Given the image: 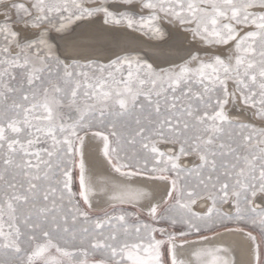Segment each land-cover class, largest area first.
<instances>
[{
    "label": "snow or ice",
    "instance_id": "1",
    "mask_svg": "<svg viewBox=\"0 0 264 264\" xmlns=\"http://www.w3.org/2000/svg\"><path fill=\"white\" fill-rule=\"evenodd\" d=\"M78 22L186 44L62 58ZM221 229L264 264V0H0V264H237Z\"/></svg>",
    "mask_w": 264,
    "mask_h": 264
},
{
    "label": "bare ground",
    "instance_id": "2",
    "mask_svg": "<svg viewBox=\"0 0 264 264\" xmlns=\"http://www.w3.org/2000/svg\"><path fill=\"white\" fill-rule=\"evenodd\" d=\"M172 29L176 31V33L173 36L171 43L169 45H164L160 41L151 40L148 37L139 36L137 34H109L102 30L98 25H92L84 28L83 31L73 39L74 41L71 38V41H61V45L58 46V49L59 52L61 51L63 54H65V57L76 58L81 61L89 60L95 55L96 58L98 57L103 60L105 58H111L114 56V54L125 50L147 51L157 56V61L161 62L167 57L178 58L175 55L176 51L183 48L186 44L184 36H182L176 29ZM75 30L76 29H74L73 32ZM75 41H77L78 45L75 44ZM242 117L246 118L245 116ZM85 155L86 162L92 169L94 176H108L109 169L107 168L102 157L101 143L99 140H88L86 143ZM155 187L157 189L158 195H162L165 186L156 185ZM105 206L106 205L103 203V201H99L95 205L94 209L98 210L96 211L97 213H102V209H104ZM211 242L213 244L229 247L232 251V254L236 257L237 264H250V242L245 234L222 230L219 232V235H216L212 239ZM185 254H187V251Z\"/></svg>",
    "mask_w": 264,
    "mask_h": 264
},
{
    "label": "rangeland",
    "instance_id": "3",
    "mask_svg": "<svg viewBox=\"0 0 264 264\" xmlns=\"http://www.w3.org/2000/svg\"><path fill=\"white\" fill-rule=\"evenodd\" d=\"M80 25V26H79ZM83 25V26H82ZM79 26V27H78ZM89 26H92L90 24H86V23H82V22H78L77 25H73L72 26V29L69 30V32H67L66 34H55V33H52L51 34V39H52V42H54L56 45H57V52L59 55H61V57H65V54H63L61 51V53L59 52V49H58V46L61 45V41L65 42V41H71V39L73 40L75 37H77V35L79 33H81L83 31L84 28H87ZM77 27H78V30H77ZM166 27V30L168 32V36H167V39L166 41L162 42V44L164 45H169L171 43V40L173 38V36L175 35L176 31H174L171 27H168L167 25L165 26ZM80 28V29H79ZM76 29L74 32L73 30ZM60 36H63V37H60ZM74 36V37H73ZM62 38V39H61ZM71 38V39H70ZM68 39V40H67ZM150 39V38H149ZM151 40H154V39H151ZM58 41V42H57ZM74 41V40H73ZM157 41V40H155ZM76 45H78L77 41H75ZM137 51V52H136ZM136 54L140 55L142 59L144 60H147L149 62H156V63H159L157 61V56L151 54L150 52H147V51H139V50H135L134 51ZM146 52V53H145ZM95 53V52H94ZM148 53V54H147ZM63 54V55H62ZM149 55V56H148ZM92 60H96L98 62H107L109 58H105V59H100V58H96V55L93 56V58H91ZM81 61V60H80ZM81 62H84V61H81ZM246 117V116H245ZM241 119H247L246 118H243L241 116ZM75 187V185H74ZM131 210V209H129ZM97 213V212H96ZM99 214V213H98ZM223 229H221L220 231H222Z\"/></svg>",
    "mask_w": 264,
    "mask_h": 264
},
{
    "label": "water",
    "instance_id": "4",
    "mask_svg": "<svg viewBox=\"0 0 264 264\" xmlns=\"http://www.w3.org/2000/svg\"><path fill=\"white\" fill-rule=\"evenodd\" d=\"M102 210H104V209H102ZM94 211L96 212V211H98V210L94 209Z\"/></svg>",
    "mask_w": 264,
    "mask_h": 264
}]
</instances>
